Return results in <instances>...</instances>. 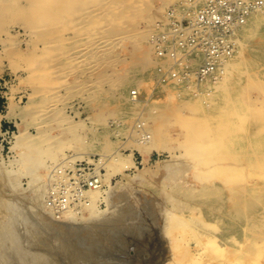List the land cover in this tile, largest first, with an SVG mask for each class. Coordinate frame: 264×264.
I'll return each mask as SVG.
<instances>
[{
  "label": "rangeland",
  "instance_id": "1",
  "mask_svg": "<svg viewBox=\"0 0 264 264\" xmlns=\"http://www.w3.org/2000/svg\"><path fill=\"white\" fill-rule=\"evenodd\" d=\"M193 1L67 0L44 14L0 0L12 128L0 131V264H264V28L241 36L227 85L180 82L151 35ZM193 123L207 135L193 139ZM142 136L159 149L140 152ZM65 158L101 181L88 208L59 218L47 191Z\"/></svg>",
  "mask_w": 264,
  "mask_h": 264
},
{
  "label": "built area",
  "instance_id": "2",
  "mask_svg": "<svg viewBox=\"0 0 264 264\" xmlns=\"http://www.w3.org/2000/svg\"><path fill=\"white\" fill-rule=\"evenodd\" d=\"M259 9H264V0H200L193 2L182 18H167L159 23L151 41L159 57L171 60L169 69L161 68V73L183 81L217 76L235 54L237 30ZM0 97L6 99L1 90ZM5 102L0 114L7 106ZM11 129L0 119V131ZM66 159L47 191V204L60 218L88 208L101 181L82 161L70 164Z\"/></svg>",
  "mask_w": 264,
  "mask_h": 264
},
{
  "label": "bare ground",
  "instance_id": "3",
  "mask_svg": "<svg viewBox=\"0 0 264 264\" xmlns=\"http://www.w3.org/2000/svg\"><path fill=\"white\" fill-rule=\"evenodd\" d=\"M35 3V5H37L40 9H42L43 11V13L45 14H48V12H46V10H47V8L45 7V3H47V2H49L50 3V5L51 4H55V3H57V4H59L60 2L59 1H64V5H65V1H66V3H67V0H33ZM81 1V0H80ZM200 1V0H199ZM19 2V1H18ZM17 2V3H18ZM59 2V3H58ZM72 2V1H71ZM194 2V1H193ZM9 4V3H8ZM12 4V3H11ZM30 4V3H29ZM63 4V3H62ZM72 4V3H71ZM56 5V4H55ZM54 5V6H55ZM64 5H62V6H64ZM68 5V4H67ZM60 6H61V4H60ZM61 6V7H62ZM70 6V5H69ZM72 6V5H71ZM38 7H36V10H37V12L40 10ZM51 8V6H48V8ZM53 7V6H52ZM56 8V7H55ZM34 9L35 8H33V12H34ZM57 9L59 10V5H57ZM62 9V8H61ZM35 10V11H36ZM31 11V10H30ZM31 11V12H32ZM48 11V10H47ZM50 11H52V10H50ZM62 11H63V9H62ZM41 12V11H40ZM42 12L41 13H37V15H42ZM56 12V11H55ZM54 12V14H50V16H49V18H51V16L52 15H54V16H56V14L58 13V12H56L55 13ZM262 12V13H261ZM7 13V12H6ZM52 13V12H51ZM68 13V12H67ZM36 14V13H35ZM34 13H32V16L33 15H35ZM36 15V16H37ZM59 15V14H58ZM45 16V15H44ZM54 16H53V18H54ZM28 17V16H27ZM59 17V16H58ZM57 17V18H58ZM34 18V17H33ZM60 18V17H59ZM260 28H264V9H259V10H256V11H254V12H252L248 17H247V20H246V22L245 23H243L241 26H240V28L237 30V32H236V34H235V40H236V44L239 46V45H243V40H241V36H243V37H245L246 35H249V34H251L252 32H254L255 30H258V29H260ZM138 35V34H137ZM132 37V36H131ZM136 37V36H135ZM259 37V36H258ZM107 38V37H106ZM125 38V37H124ZM109 39V38H108ZM108 39H106V41L108 40ZM259 39V38H258ZM105 40V39H104ZM255 40V39H254ZM133 41V40H132ZM48 42V41H47ZM96 42H99V39L96 41ZM95 42V43H96ZM110 42V41H109ZM102 43H105V42H102ZM102 43H100V45L102 44ZM136 43V42H135ZM138 43V42H137ZM136 43V44H137ZM86 44V43H85ZM139 44V43H138ZM246 44V43H245ZM91 46H92V44H91ZM103 46V45H102ZM244 46V45H243ZM242 46V47H243ZM88 47V46H87ZM246 48V47H245ZM244 49V48H243ZM148 52V51H147ZM146 52V53H147ZM240 52H241V50H240ZM238 53H239V51H238ZM243 54V53H242ZM147 55V54H146ZM244 55V54H243ZM234 56V55H233ZM236 56V55H235ZM242 56V55H241ZM233 57H231L226 63H225V65H224V67H222L221 68V70L219 71V73H218V75L217 76H215V77H212L213 78V82H222V83H225L226 84V78L228 77V75L229 74H231V71H232V69L234 68V69H236V68H239V67H241V61H235V58H233ZM242 58H243V56H242ZM244 58H245V56H244ZM247 58H249V57H247ZM145 59V58H144ZM246 59V58H245ZM245 59L243 60V62L245 61ZM253 59V58H252ZM143 60V59H142ZM144 61V60H143ZM260 62V61H259ZM150 63V62H149ZM245 63V62H244ZM145 65V64H144ZM147 65V64H146ZM146 65H145V67H146ZM150 65V64H149ZM165 65V66H164ZM168 65V63L167 62H163V68H166V66ZM264 65V64H263ZM141 66H143V64L141 65ZM262 66V65H261ZM143 68V67H142ZM169 68H166V70H168ZM247 69V68H246ZM144 70V69H143ZM245 70V69H244ZM251 71H252V69H251ZM246 72V71H245ZM245 72H243V73H241V74H244ZM253 72V71H252ZM240 73V72H239ZM249 73L250 72H248L247 71V74L249 75ZM246 74V75H247ZM257 75V74H256ZM170 77H172L171 75H170ZM239 77H240V75H239ZM245 77H249V76H245ZM173 78H175V77H173ZM215 78V79H214ZM175 79H177V78H175ZM207 79H211V78H207ZM247 79V78H246ZM252 78H250V80H251ZM177 80H179L180 82H187L188 84H190L191 83V81H192V79H188L187 81H183V80H180V79H177ZM225 80V81H224ZM250 80H249V82H250ZM175 81V80H174ZM246 81V80H245ZM190 82V83H189ZM247 83V82H246ZM246 83L245 84H242V85H246ZM253 83V82H252ZM117 85V84H116ZM227 85V84H226ZM247 86V85H246ZM188 87H190V85H188ZM227 87V86H226ZM224 88V87H223ZM243 88V87H242ZM133 88L131 89V93L133 94ZM241 91H242V89H241ZM134 92L135 93H137V91L136 90H134ZM225 93H227L226 91H224ZM246 92V91H245ZM247 94H249L248 92H247ZM238 96V95H237ZM136 97V95H133V98H135ZM232 99H234V98H232ZM231 99V100H232ZM135 100V99H134ZM234 105V104H233ZM11 106H12V101H10L9 102V104H8V108H9V110L11 109ZM7 107V106H6ZM235 110V109H234ZM236 111V110H235ZM236 113V112H235ZM232 115V114H231ZM237 115H238V113H237ZM242 116V115H241ZM199 118V117H198ZM143 123V122H142ZM200 123V122H199ZM193 125V129H191L192 130V137H193V139H195V138H197V137H200V136H205V135H207L206 134V132L204 131L205 129V127L204 128H202L203 130H200L199 129V127L198 126H200V125H198L197 127L198 128H196V124L195 123H193L192 124ZM188 126V125H187ZM201 127V126H200ZM184 128V127H183ZM188 129V128H187ZM188 131V130H187ZM188 132H190V130L188 131ZM20 133H21V131L19 130L18 131V133H16V140H15V143H17L21 138H20ZM208 133V132H207ZM184 135H185V133H184ZM187 135H188V133H187ZM190 134H189V137L191 136ZM145 136V135H144ZM143 137V136H142ZM141 137V138H142ZM148 137V136H147ZM147 137H143V139H141L142 141H139L140 143L138 144V146H137V149L140 151V152H142V153H144V152H146V151H149V150H151V149H153V147H155L156 149H159V145H156V144H158V143H160V142H155L154 143V141H150V139L149 140H146L147 139ZM139 139H140V137H138ZM149 138V137H148ZM151 138V137H150ZM201 138V137H200ZM199 138V139H200ZM186 139V138H185ZM189 139V138H188ZM191 139V138H190ZM192 140V139H191ZM196 141L198 140V139H195ZM195 140H193V145H192V143H191V145H192V147H193V149L195 148L196 150H197V148L195 147V144H194V141ZM136 141V140H135ZM135 141H133V142H135ZM159 141V140H158ZM184 141V140H183ZM132 142V141H131ZM130 143V142H129ZM188 143H189V141H188ZM200 143V142H199ZM131 144V143H130ZM197 144H198V142H197ZM202 146V145H201ZM198 147H200V145H198ZM45 150V149H44ZM44 150H42V151H44ZM53 150H57V149H53ZM64 150V149H63ZM62 150V151H63ZM195 150V151H196ZM200 151V150H199ZM45 152H46V150H45ZM48 153V152H47ZM55 153H56V151H52V152H49L48 153V158H50V159H52L53 160V158H54V161H55ZM107 153V152H106ZM38 154V153H37ZM119 155V154H118ZM37 156H38V158H37ZM37 156H35V158H36V160L38 161V163H44L45 161H46V154L44 155V152L43 153H41L40 155H37ZM77 157H80V155H76ZM111 156V155H110ZM112 157V156H111ZM118 158V157H117ZM72 159H77V158H75V155H73V157H72ZM112 159H114V161H118V159H116V158H112ZM112 159L110 160V161H112ZM116 159V160H115ZM108 161H109V159H108ZM109 161V162H110ZM52 165V164H51ZM110 167V166H109ZM111 168H115V165H114V167L112 166ZM117 169V168H116ZM114 171H116V170H114ZM107 177V176H106ZM98 193V191H95V193L93 194V197L95 196V195H97V193ZM103 193V192H102ZM100 194V193H99ZM102 195V194H101ZM103 196V195H102ZM98 197V196H97ZM100 197V196H99ZM103 198V197H102ZM104 198H105V196H104ZM96 198L94 197V200H95ZM93 200V199H92ZM96 202V201H95ZM95 202H94V204H95ZM95 206V205H94ZM93 206V207H94ZM96 208V207H95ZM45 211V210H44ZM42 213H43V211H41ZM40 212V213H41ZM49 212V211H48ZM39 213V214H40ZM46 213V212H45ZM51 213V212H50ZM50 213H47L48 215L50 214ZM54 213V212H53ZM42 216H46V214L45 215H41V218H40V220H43L44 218H46V217H44L43 219H42ZM49 216H51L52 217V215H49ZM55 216H57V215H55ZM51 217H48L47 216V218L44 220V222H46V220H51ZM58 217V216H57ZM60 218V217H59ZM56 219V218H55ZM70 219V218H69ZM69 219H67V221H65V220H63V221H65V222H68V220ZM48 221V222H49ZM69 221H71V220H69ZM72 221H73V219H72ZM47 222V224H49ZM53 222H56L54 219H53ZM53 222L51 221V224H49V225H51L50 227H52L53 229V231H57V228L55 229L54 228V226H56L55 224H57V222H58V220H57V222L55 223V224H53ZM62 221H60V223H61ZM64 222V223H65ZM59 223V222H58ZM59 223V225L61 226V224ZM63 223V222H62ZM63 223V224H64ZM72 223H74V222H71V224ZM45 224V223H44ZM47 224H45V225H47ZM66 224V223H65ZM64 224V225H65ZM70 224V225H71ZM68 225V224H67ZM73 226H71L72 228L74 227V226H77L76 225V223L75 224H72ZM58 226V225H57ZM56 226V227H57ZM63 226V225H62ZM69 226V225H68ZM79 226V225H78ZM49 227V230L51 229ZM65 227H67V226H65ZM70 227V228H71ZM80 227V226H79ZM78 227V228H79ZM60 229L62 228V227H59ZM68 228V227H67ZM67 228H65V230L67 229ZM78 228H77V230H78ZM63 230H64V227L62 228ZM69 229V228H68ZM67 229V230H68ZM80 229V228H79ZM64 230V231H65ZM70 230H72V229H70ZM76 230V231H77ZM82 230V229H81ZM80 230V231H81ZM64 231H62V232H64ZM79 231V230H78ZM59 232V231H58ZM57 232V233H58ZM60 232H61V230H60ZM61 232V233H62ZM73 232V231H72ZM68 233V232H67ZM78 233V232H77ZM76 232H75V234H77ZM64 234H66V233H64ZM74 234V233H73ZM74 234V235H75ZM67 235H69V236H71L70 234H66V236ZM82 238H83V236H81ZM81 238V239H82ZM68 239V238H67ZM11 258H13L12 256H10ZM15 258V257H14ZM10 259V258H9ZM16 259L18 260V258L16 257ZM15 259V260H16ZM19 260H21V259H19ZM6 261V260H5ZM11 261V259L9 260V261H7L8 263L7 264H10L9 262ZM23 261H25V259H23ZM13 263H11V264H20L19 263V261H12ZM26 263L27 264H31V261L30 260H28V261H26Z\"/></svg>",
  "mask_w": 264,
  "mask_h": 264
},
{
  "label": "trees",
  "instance_id": "4",
  "mask_svg": "<svg viewBox=\"0 0 264 264\" xmlns=\"http://www.w3.org/2000/svg\"><path fill=\"white\" fill-rule=\"evenodd\" d=\"M4 101H5V99L2 98V97H0V107H1V105L3 104Z\"/></svg>",
  "mask_w": 264,
  "mask_h": 264
}]
</instances>
